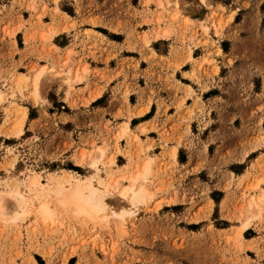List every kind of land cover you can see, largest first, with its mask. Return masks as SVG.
Masks as SVG:
<instances>
[{
	"label": "rangeland",
	"instance_id": "1",
	"mask_svg": "<svg viewBox=\"0 0 264 264\" xmlns=\"http://www.w3.org/2000/svg\"><path fill=\"white\" fill-rule=\"evenodd\" d=\"M141 3L142 28L151 30L133 31L119 50H138L147 62L144 76L138 61H122L113 76L122 83L112 99L107 102L105 95L89 104L101 89L84 99L74 94V85L84 81L87 88L92 74L108 81L105 71H92L86 62L95 60L99 45L108 42L92 31L76 30L77 21L68 16L80 15L78 0H0V202L7 216L0 218V264H240L246 251L255 252V264H264V157L234 163L250 151H264V0ZM88 23L102 24L98 18ZM94 29L121 40L106 29ZM71 31L74 40L85 37L81 54L52 44L59 32L64 35L55 43H66ZM152 40H169L153 47L160 51L168 45L173 57L184 55L194 65L189 79L201 92L214 87L207 106L186 87L194 102L185 112L188 131L176 145L185 137L179 164L197 151L200 159L190 170L178 166L176 148H168L172 137L164 129L151 127L158 131V152L152 150L154 141H142L127 123L145 110L135 111L139 95L128 100L133 89L127 82L152 78L154 84H179L172 74L181 62H155ZM193 53H203L202 58L193 60ZM110 58L115 55L105 61ZM41 69L34 94L33 78ZM48 74L64 78V98L44 81ZM149 95L147 103L153 90ZM183 108V100L175 105L177 112ZM32 178L36 186H30ZM75 182L106 194L104 210L92 222L71 217L51 199L52 219L43 220L32 212L43 199H33L21 212L11 198L23 187L41 198L50 195L48 189H68ZM140 184L136 202L120 201L124 188ZM122 207L130 211L114 216L112 211Z\"/></svg>",
	"mask_w": 264,
	"mask_h": 264
},
{
	"label": "crops",
	"instance_id": "2",
	"mask_svg": "<svg viewBox=\"0 0 264 264\" xmlns=\"http://www.w3.org/2000/svg\"><path fill=\"white\" fill-rule=\"evenodd\" d=\"M142 0H78V7L80 8V15L78 17H70V19H75L77 21V28L76 30L82 32V31H92L94 33H97L105 39H107L106 46H100L99 50L96 52L95 57H97L95 60L88 59L86 62L89 65L90 70H97V71H105L104 74L106 75L108 81L100 79L98 76L93 77L94 74L90 75V81L88 82V87L86 88L85 82H80L74 85V90L82 91V95L74 94L78 96H83L84 99H90L92 95H94L98 90L101 89L100 96L96 97L95 99L90 100L89 104L95 103L97 100H99L103 96H108V99H112V95L115 94V89L117 88L118 84H121L122 82L118 79L114 78L115 70L117 69V65H119L122 61L126 60V64L130 63V60L138 61L139 64V75L144 76L143 74V66L147 62L142 60L138 55V50H128L126 48L119 50V46L125 45V42L128 38V36L134 31L136 33H142V32H150V28L144 29L142 28L143 25H141V12L143 11L142 7ZM61 2V1H60ZM59 2V4H60ZM77 2V1H76ZM208 2V0H207ZM72 6H75V1L72 3L69 2ZM138 12L136 14V12ZM188 17L193 22H201L199 19H195L189 16ZM90 18H98V21L102 22L100 25L91 26L88 23V19ZM181 23V27L183 28L184 25ZM140 24V29L138 28V25ZM62 25H65L62 23ZM103 25V26H102ZM81 27V28H80ZM94 27H100L103 29H106L110 36L116 35L121 36L120 41H115L98 31L94 29ZM115 29H117L115 31ZM141 30V31H140ZM64 32H59L56 36L52 39V44L59 48L62 52L73 49L75 52L81 54V50L83 48V45L81 42L85 39V37L79 36L77 40L72 39V31L68 35H65L67 37L66 43L63 45L56 44L55 41L57 39H61ZM92 40H94L95 37H91ZM99 41V38H97ZM92 42V41H91ZM169 42V40H152L151 46L153 48V51L155 52V55L157 61L162 66H165V62L167 59L175 60L176 63H180L179 69L175 70L173 72L174 81L176 83H179L178 85L171 81L172 84H166L164 82H160L159 84H154L152 78L146 79V86L143 87V83L140 82V80L132 81L130 80L127 82V85L133 89L132 92L128 95V100H130L131 97H136L139 95V101L138 106L136 108V112L140 109H145L142 114L140 115H134L131 118L128 119V125L129 129L134 132L136 135L140 137L142 141H147L146 143H150V141H154L153 149H156L158 152L160 151V140L158 138V131L165 130L169 135H171V140L169 141L168 148H176V161L178 166L180 167H186L187 169H191L193 166H196V162L199 161L200 157L197 154L196 150H191V154L187 157V160L185 163L179 164L178 161V153L181 149H184L185 147V137L183 138L184 141L179 144H177L178 138L181 134H184V132L187 130V123L184 122V119H187V116L185 115L186 108L190 109V107L193 106L194 97H188L186 94L188 93V90L186 87H190L195 94L201 99V103L203 106H207L208 103H211L213 101L214 96L210 94L212 90H214V87L211 86L207 90L201 92L199 90V87H197L196 83L189 79V76L192 75V70L194 69V65L191 62L185 61V56H174L171 53V50L169 47H163L161 46L160 51L155 49V45L160 46V44H165ZM88 46V44L86 45ZM136 54V55H134ZM193 53V60H200L202 58L203 53H201L197 56H195ZM107 55L112 56L115 55V58H110L108 61H105V57ZM154 62V61H153ZM221 67H219L220 69ZM111 77V79H110ZM203 80V83L205 82L204 78L201 77ZM183 80V82H182ZM44 81L51 83L54 86L55 92L59 93L62 98H64L66 90H67V84L64 83V78L60 77H54L50 76L48 74L45 76ZM173 89H170L169 86ZM138 87V88H137ZM86 89V90H84ZM84 90V91H83ZM155 93V95H152V101L150 103H147V99L150 98L149 92L152 91ZM80 93V92H78ZM73 94V95H74ZM74 95V96H75ZM181 100L184 101V108L180 110L179 112L176 111L175 105L177 103H180ZM159 103V105H158ZM252 103L255 105V98H252ZM158 106H160L158 108ZM109 108V105H108ZM197 109L194 110V115H197ZM208 109L204 110V114L206 117ZM135 112V113H136ZM114 114V113H112ZM111 114V115H112ZM197 119V118H196ZM193 120H190L189 127L190 131L192 132L193 123L195 122ZM206 120V119H205ZM151 127H155L158 131L152 130ZM142 128L146 129L145 134H141L140 130ZM208 146L210 147V144L207 145L206 151L208 152ZM217 151H221V148H223V143L221 145H217ZM190 151V150H189ZM260 156L264 157V151L260 150H253L250 151L243 160L240 161H234V163L242 164L243 161H249L250 163H255ZM251 157L250 159H248ZM264 159V158H263ZM187 165V166H186ZM199 173V172H198ZM189 174H193L189 172ZM255 232V231H254ZM255 235L248 239L247 241L254 240ZM246 259H249L250 262H247ZM240 264H255V252L246 251L245 255L241 256Z\"/></svg>",
	"mask_w": 264,
	"mask_h": 264
},
{
	"label": "bare ground",
	"instance_id": "3",
	"mask_svg": "<svg viewBox=\"0 0 264 264\" xmlns=\"http://www.w3.org/2000/svg\"><path fill=\"white\" fill-rule=\"evenodd\" d=\"M205 0H201L204 2ZM43 73V69H41L33 78V89L34 94L37 93V87L39 83V79ZM21 79V78H20ZM0 95V100H1ZM1 102V101H0ZM95 164L96 160L92 161L90 164V168L95 173ZM148 167L145 165L143 167V174L147 173ZM137 179V178H136ZM134 179V181L136 180ZM37 179L32 178L30 186H36ZM25 188H21L18 193L11 196L14 204L21 212H26L28 210L24 209L28 203L32 202L33 199H43L41 202L36 204L34 208L32 207V212L35 216H40L43 220H51L52 219V211L49 199H51V203L63 211L66 214H69L73 218H81L86 221H94L99 213L104 210V205L102 204L103 197L106 195L103 192L99 191L95 187L87 183L75 182L68 189L57 187L48 189L47 192L49 196L38 197L33 196V194H28L25 192ZM143 191V185L140 184L136 189L132 185L130 187L124 188L122 192L119 194V199L121 202L127 201L130 198L131 203L136 202ZM128 194H130L128 196ZM130 206V205H129ZM130 211V207H122L118 211H112L114 216L121 217L127 214ZM4 217H7L4 214L3 206L0 202V218L5 220Z\"/></svg>",
	"mask_w": 264,
	"mask_h": 264
}]
</instances>
